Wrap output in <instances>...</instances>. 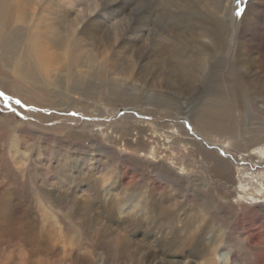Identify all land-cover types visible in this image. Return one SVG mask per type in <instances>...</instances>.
I'll use <instances>...</instances> for the list:
<instances>
[{
  "label": "rangeland",
  "instance_id": "374dc122",
  "mask_svg": "<svg viewBox=\"0 0 264 264\" xmlns=\"http://www.w3.org/2000/svg\"><path fill=\"white\" fill-rule=\"evenodd\" d=\"M65 1L73 17L83 10L85 22L106 24L100 38L110 45L119 41L113 62L120 67L132 63L129 45H147L160 28L175 33L190 27L185 14L168 9L151 20L153 0ZM251 1L232 0L226 11L232 47ZM259 12L247 19L259 22L264 7ZM260 29L264 35V23ZM165 43L180 47L169 38ZM258 44L264 51V38ZM4 70L0 65V91L12 99L6 105L0 98V264H188L195 219L213 227L205 243L223 235L221 260L264 264V205L237 203L234 189L238 167L251 168L238 163L239 155L252 148L256 134L264 135V95L252 91L264 66L216 65L212 83L236 93L228 97L239 123L233 135L198 131L196 104L207 97L181 94L171 80L161 88L138 81L140 90L128 77L123 83L133 88L130 95L85 97V106L66 95L19 94ZM65 81L61 89H67ZM130 98L138 103L126 102ZM120 243L137 252L121 253Z\"/></svg>",
  "mask_w": 264,
  "mask_h": 264
},
{
  "label": "bare ground",
  "instance_id": "6f19581e",
  "mask_svg": "<svg viewBox=\"0 0 264 264\" xmlns=\"http://www.w3.org/2000/svg\"><path fill=\"white\" fill-rule=\"evenodd\" d=\"M226 1L153 0L155 3L151 9L149 7L151 20L153 17L159 19L160 14L168 9L177 15L185 14L189 18L190 27H179L175 29V33L157 28L159 32L155 33L154 38H147L149 41L147 45L141 47L129 45L126 53L132 58V63L120 67L123 64L113 62L115 44L119 41L113 38L114 45H110L106 44L103 38L102 42L100 37H103L101 34L106 24L103 22L97 24L99 20L97 18L85 22L87 17L85 11L79 10L73 17L71 11L65 7V0H0V65L5 66L3 73H9L16 80L19 94L28 98L35 94L52 98L66 95L70 101H79L85 106V97L101 98L106 94L113 98L128 96L130 94L127 93V89L132 91L133 88L139 87L141 90L138 81L148 88L160 84L169 86L171 80L178 84L180 93L193 94L201 99L207 97L206 102L196 104L199 106V113L194 122L198 131L233 135L239 123L233 116V104L228 97L230 93L231 95L236 93L234 89L229 90L232 87L227 90L224 83L217 86L212 81L216 74V65L226 60L242 68H254L258 64L264 66V51L258 44L264 38L260 29L264 19L259 22H255L256 18L247 19L248 15L255 14L254 11L261 16L259 10L261 11L264 5L259 0H252L248 4L246 8L248 10L243 15L240 30L237 32L240 36L232 47L231 23L228 22L226 15V11L231 9L232 0L227 3ZM154 26L156 25L152 27ZM168 38L174 40V44L180 45L179 49H176L178 46L167 45L165 40ZM99 42L103 46H97ZM126 45L128 44L125 43L124 49ZM230 50L233 54H229ZM128 77L133 88L123 83ZM259 77L252 91L254 94L264 95V75ZM64 81L68 84L67 89H61ZM197 82H201L202 85L197 87ZM158 87L161 88V85ZM125 100L136 102L134 98ZM183 103L180 108L185 107ZM185 108L184 110H189ZM143 127H140L139 133L145 138L149 131ZM157 137L158 134L154 131L151 139L156 140ZM254 137L250 141L252 148L245 149L247 152L241 153L237 160L238 163L247 162L251 168L238 167V179L235 182L237 185L234 189L237 203L264 205V135L258 133ZM254 168L257 170L253 171ZM195 220L196 235L193 236L197 240L192 251L185 254L187 263L237 264L232 259L223 261L218 257L220 246L224 243L223 235L212 239L210 244L205 243L204 238L209 234L208 229L211 230L213 227L204 220ZM203 242L207 247L202 252L200 247L203 246ZM118 247L125 255L127 251L137 252V248L132 250L133 246L126 247L123 243Z\"/></svg>",
  "mask_w": 264,
  "mask_h": 264
},
{
  "label": "snow or ice",
  "instance_id": "6c2138e0",
  "mask_svg": "<svg viewBox=\"0 0 264 264\" xmlns=\"http://www.w3.org/2000/svg\"><path fill=\"white\" fill-rule=\"evenodd\" d=\"M237 14L240 15V13H237ZM0 98L3 99V101L5 102L6 105H7L8 101H10L12 99V97L10 95H6L2 91H0ZM16 104H19L21 106V108H24L25 107V105H23L20 100H16ZM73 115H75V113H73ZM189 130H191V127L190 126H189Z\"/></svg>",
  "mask_w": 264,
  "mask_h": 264
}]
</instances>
